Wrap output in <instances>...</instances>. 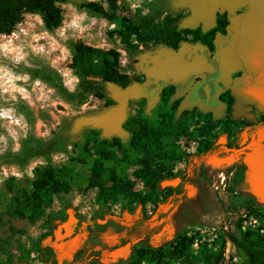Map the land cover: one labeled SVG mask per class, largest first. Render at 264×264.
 <instances>
[{
    "label": "rangeland",
    "instance_id": "rangeland-1",
    "mask_svg": "<svg viewBox=\"0 0 264 264\" xmlns=\"http://www.w3.org/2000/svg\"><path fill=\"white\" fill-rule=\"evenodd\" d=\"M79 1H97L105 7L109 6L107 0H68L60 4L63 10V21L55 30L46 29L43 13L37 12L24 14L11 34H0V154L8 148L17 150L21 139L31 128L36 135L48 137L65 120L74 123L88 122L91 127L101 129L104 136H117L127 140L129 132L124 127L126 119L139 112L143 101L146 102L145 112L151 114L159 99L151 101L149 96L133 95L128 98L122 111L118 112L125 90L146 76L144 63L147 58L153 57L158 52L171 51L172 43L178 37L180 46L188 45L193 36L189 30L202 25L199 21L191 22L193 8L189 3L190 0H170V6L159 21L162 39L158 42H150L148 45L141 44L139 50L134 52L125 45L119 33L123 29V18L128 17L139 21V15L147 13L146 4L151 0H118V16L113 21L89 15L78 8L76 3ZM208 27L205 25L204 28ZM71 41L81 42L104 51H118L120 72L127 76L128 85L123 87L116 83L108 84L109 92L104 98L100 99L91 95L81 105L70 104L59 96L54 88L38 79H31L23 72L24 65L34 66L37 63H45L61 73L65 85L70 90L76 89L79 78L72 67L73 55L69 48ZM131 42L136 43L134 36L131 37ZM173 99L180 101L175 113L176 118L184 117L189 129L188 134L181 136L175 142L180 154L172 162V171L181 173V176L162 182L156 202H148L143 206L140 203L131 202L128 197H125L127 195L121 194L116 197L112 195L106 202L100 203L97 199L100 187L91 184L90 178L93 173L90 166L78 164L76 166L78 174L70 182L72 189L68 193L63 192L59 196H54L53 202L47 208V213L59 210H66L67 213L72 211L78 221L70 233L65 236L56 235V230L52 233L48 232L43 225L44 220L32 223L27 219L12 217L6 214L7 207L25 190L29 193L33 192L34 183L44 169L71 167L73 164L70 154L75 155L73 147H69V153L52 154L50 158H36L23 169L13 165H3L0 169V215L2 216L0 264H44L38 259V253L33 247V242L40 238L44 245L51 243L57 248L56 264H90L93 261L97 264H129L132 261L134 249L139 244L149 243L156 248L168 247L178 235L168 237L161 242L157 241L155 233L161 230L159 219L167 209L166 205L171 202V196L183 188L180 184L181 179H184L188 173H196L198 163L206 159V155L218 152L222 141H231L230 136L226 138L227 133L220 127L213 132L211 138L203 135L200 129L206 125L204 116L208 115L207 111L188 106L184 97H180L175 92ZM19 103H25L34 113L35 123L32 127L18 110ZM218 118L217 116L213 120L216 121ZM252 132L256 138H264V126ZM208 140L213 141L215 145L211 149L207 148ZM196 159L197 162H195ZM136 168L137 166H129L126 170L132 191L142 195L148 194L151 189L145 185L144 180L134 174ZM224 173L228 177L226 187L215 190L226 212L225 223L220 226H201V229L215 228L218 233L215 243H220L219 241L224 239L228 240L224 253L228 263L240 264L236 246L231 244L230 238L231 235L240 238L241 229H238L237 225H241L242 214L247 211L254 214L256 212L243 208L241 212L237 209L235 200L232 199L233 193L228 190L229 187L236 185L234 177L229 176L227 172ZM240 176L245 179L244 173H240ZM107 180V186H112L114 181ZM262 183L264 181L257 184L239 183L237 188L241 186L242 191L237 189L236 193L240 203L254 206L259 211L258 216L264 224L262 217L264 190L260 191L256 188L257 185H260L259 188L264 187ZM252 188L257 190L253 194L250 193ZM178 200L174 199V204H177ZM195 204L199 208L210 210L214 217L220 211V206L215 202L207 204L204 200H199ZM114 217H120L123 222L120 221L121 223L117 224ZM134 222L135 225L132 224ZM98 225L104 226V231L118 225V229L122 231L118 235L121 234L124 237H117V241L109 238L99 242L101 238H104L105 233L103 231L100 235ZM197 225L199 224L190 221L183 226L189 229L181 232L192 234L197 231V228H194ZM90 230L95 231L94 234L89 235ZM46 233L49 234L44 236ZM260 233H264V228ZM204 235L205 238L210 237L207 233ZM147 236L150 241L146 242ZM203 248L207 252H218L209 248L207 244ZM203 248L202 246L199 249L192 247L188 262L180 259H166L162 262L145 260L142 264H208L201 255ZM80 252H82L81 255Z\"/></svg>",
    "mask_w": 264,
    "mask_h": 264
},
{
    "label": "trees",
    "instance_id": "trees-1",
    "mask_svg": "<svg viewBox=\"0 0 264 264\" xmlns=\"http://www.w3.org/2000/svg\"><path fill=\"white\" fill-rule=\"evenodd\" d=\"M68 0H0V34H11L24 14L43 13L46 29L53 31L61 26L63 10L60 6ZM109 6L105 7L97 1H79L76 3L79 9L89 15L115 20L118 16V0H107ZM170 6V0H151L146 4L147 13L140 14L139 21L131 18H123V29L119 31L122 41L130 51H138L139 46L148 45L150 42H158L162 39V30L159 21L163 13ZM196 40L212 44L215 31H204L198 27L189 30ZM134 36L136 43L131 42ZM179 37L172 43V48L180 47ZM69 48L72 51L73 63L79 81L74 90H70L64 83L61 73L45 63H37L34 66H22L23 72L33 80L45 82L65 101L70 104H83L93 95L100 99L109 92V85L116 83L119 86L128 85V78L120 72L119 52L116 50L104 51L86 45L81 42L71 41ZM175 89L168 88L160 96L158 104L151 114L145 112L146 102L141 103L139 112L126 119L124 127L129 132L127 140L120 137H107L101 129L91 127L88 122L74 123L69 120L62 122L48 137H41L34 133L32 128L21 139L17 150L6 149L0 154V169L3 165H13L25 168L36 158H50L52 154L69 153V147H73L75 155H71L72 166L66 169L47 168L40 172L34 183L33 192L24 191L8 204L7 213L12 217L27 219L32 223L44 220L43 225L52 233L57 227L68 219L66 210L51 211L47 208L53 202L54 196L68 193L72 187L70 182L78 174L76 166L87 164L90 166L92 186L100 187L98 202H106L112 195L124 194L131 202H137L145 206L148 202H156L160 194L161 184L165 180L181 176V173L172 171V162L180 154L176 146V140L188 134L189 126L183 118H176V109L180 101L174 100ZM18 110L32 127L35 116L25 103L18 104ZM193 116V115H192ZM206 125L200 129L203 135H213L217 128L230 135L232 127L238 125L235 120L214 121L209 115L204 116ZM263 120V119H262ZM207 148H213L211 140L207 142ZM129 166H137L134 174L144 180L145 185L151 189L148 194L142 195L132 191V185L127 180L126 170ZM246 165L241 164L235 172L234 187H229L233 193L232 199L236 207L256 212L259 211L249 204L244 205L237 199V185L243 181L240 173H245ZM107 179L113 180L112 186H107ZM242 212V211H241ZM264 219V213H262ZM2 216L0 215V220ZM100 231L104 226L98 225ZM241 236L231 235V244L236 246V254L240 258V264H264V233L255 230H243ZM264 228V224H263ZM95 232V231H93ZM97 232V233H98ZM46 233L44 236L48 235ZM198 231L188 235L180 234L168 247H153L147 243L135 247L132 261L129 264H142L145 260L162 262L166 259H180L190 261V251L197 237ZM149 237L145 239L147 242ZM98 241V240H97ZM218 252H207L202 245L201 255L208 264H229L224 253L228 240L219 241ZM33 247L38 253V259L44 264H56L57 258L52 246L44 245L42 239L33 242ZM82 252H80V255ZM232 260V259H231ZM90 264H97L94 261Z\"/></svg>",
    "mask_w": 264,
    "mask_h": 264
},
{
    "label": "flooded vegetation",
    "instance_id": "flooded-vegetation-1",
    "mask_svg": "<svg viewBox=\"0 0 264 264\" xmlns=\"http://www.w3.org/2000/svg\"><path fill=\"white\" fill-rule=\"evenodd\" d=\"M251 8V3H247L232 12L229 8L219 6L207 29L204 28L206 21L199 20L202 25L198 27L204 31H215L212 44L200 40L191 42L188 44L185 57L189 60L196 56L202 57L206 61V68L202 72H194L184 82L178 84L172 81L154 83L146 73L142 80L130 87L143 88L141 94L137 96H149L151 101L159 99L166 89L174 88L175 94L184 97L188 106L207 111L212 119L218 116V120L232 119L238 123L232 127L230 135L227 133L231 141H227L225 147L239 149L246 146L252 140V131L264 126V40L258 41L260 37L264 39V28L253 32L251 20H245ZM240 14H245L243 19L245 21L240 24V31H235L233 29L235 17ZM183 46L170 50L178 52ZM225 56L228 59V74L224 78L221 66L222 57ZM246 81L250 86L256 85L252 88L253 91L250 87L244 88ZM242 90L244 95L254 97L253 100L260 102L251 106L250 112L255 119L253 121L242 120L236 115V103ZM246 137L247 139H244ZM257 144L264 145L262 141ZM92 234L94 232L90 230L89 235Z\"/></svg>",
    "mask_w": 264,
    "mask_h": 264
},
{
    "label": "crops",
    "instance_id": "crops-1",
    "mask_svg": "<svg viewBox=\"0 0 264 264\" xmlns=\"http://www.w3.org/2000/svg\"><path fill=\"white\" fill-rule=\"evenodd\" d=\"M245 83L246 85L244 88L246 89L247 87H250L251 91H253L252 88L256 86L254 84L250 86L248 81ZM253 98L254 97H250L249 95H244L243 90L239 93V101L236 103V115L240 116V119L248 121L255 120L252 112H250V109L252 105H255V103L260 104V102L253 100ZM244 139H247V137ZM260 141L264 143V138L254 137L253 132L252 140L246 146L239 149L225 147V143L227 141H222L218 152L206 155V159H203L198 163V170L196 173H188L184 179H181L180 184L183 185V188L178 192H174L171 196V202L166 205L167 209H165L163 216L159 219L161 230H158L155 233L157 241L162 242L168 237L184 234V232L189 228L185 229L183 226L190 223V221L199 224L194 228H201V226L223 225L225 223L226 212L214 188L218 175L220 172L224 171L227 172L229 176L234 177L239 166L241 164H245V179H243L240 184H247V182L257 184L259 182H263L264 145L257 144ZM195 162H197V159ZM258 186L260 187V185L256 186L258 190H264L263 186L262 188H259ZM237 189L238 191H242L241 186H238ZM256 191L257 190L255 188H252L250 193L253 194ZM174 199H179L177 204H174ZM199 200H204L207 204L212 202L217 203L220 206V211H218L217 216L214 217V214H212L210 210L199 208V206L195 204ZM190 201H192V203H190ZM237 209L241 211L242 208L239 206ZM114 221H116L117 224L120 221L123 222L120 217H114ZM132 224L135 225V222ZM182 230L185 231L181 232ZM121 232L122 231L118 229V225L111 226L108 231H104L105 236L104 238H101L99 242H102L103 239L106 240L110 238L115 240L117 237L122 238L124 237L123 235H118V233ZM101 233L100 235H102ZM187 234H190V232H187ZM113 235H116V237H113ZM115 241H117V239ZM101 244L102 243H100V245ZM47 245L53 247L57 256V248L51 243Z\"/></svg>",
    "mask_w": 264,
    "mask_h": 264
},
{
    "label": "water",
    "instance_id": "water-1",
    "mask_svg": "<svg viewBox=\"0 0 264 264\" xmlns=\"http://www.w3.org/2000/svg\"><path fill=\"white\" fill-rule=\"evenodd\" d=\"M189 3L193 8L191 22L193 23L198 22L199 20H204L208 26L219 6L229 8L234 12L237 8L247 3H251V12L247 14L245 20H251L253 32H258L264 28V0H190ZM244 16L245 14H240L235 17V23L233 25L235 31H240V24L242 21H245L243 20ZM263 40L264 39L261 37L258 38V41ZM187 48L188 45H184L178 52H158L152 58L147 59L144 69L148 77L153 79L152 82L158 83L163 81L166 83L172 81L173 83L178 84L184 82L192 73L202 72V70L206 68V61L200 56H196L190 60L186 59L185 54L187 53ZM227 60L226 56L224 58L222 57L223 66H221V68L222 76L224 78L228 74ZM142 89L143 88L139 86L127 88L122 95V103L118 108V112L122 111L130 96L141 94ZM68 214V219L57 227L56 235L59 234L65 236L72 231L74 226H76L78 218L72 211H69Z\"/></svg>",
    "mask_w": 264,
    "mask_h": 264
},
{
    "label": "built area",
    "instance_id": "built-area-1",
    "mask_svg": "<svg viewBox=\"0 0 264 264\" xmlns=\"http://www.w3.org/2000/svg\"><path fill=\"white\" fill-rule=\"evenodd\" d=\"M227 175L224 172H220L218 175V179L215 182L214 188L215 189H221V188H225L226 184H227ZM241 228L243 230H255V231H259V232H263V223L260 219V217L254 213H249L248 211L243 213L241 216ZM211 229L207 228L205 230H202L201 228H197V231L200 233H198L199 235H197L194 244H193V248L195 249H199L202 245H206L209 248H212L214 250H218V248L220 247V245L218 243H215L216 239L218 238V233H216V229ZM205 233L209 234L210 237L209 238H205ZM191 235V234H188ZM209 242V243H206Z\"/></svg>",
    "mask_w": 264,
    "mask_h": 264
}]
</instances>
